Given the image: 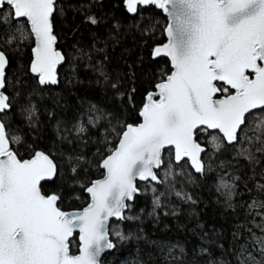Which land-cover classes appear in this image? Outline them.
I'll use <instances>...</instances> for the list:
<instances>
[{
	"label": "snow or ice",
	"instance_id": "obj_1",
	"mask_svg": "<svg viewBox=\"0 0 264 264\" xmlns=\"http://www.w3.org/2000/svg\"><path fill=\"white\" fill-rule=\"evenodd\" d=\"M99 2L89 0L75 10L84 13ZM121 3L137 21L132 27L149 39L160 22L145 10L155 9L165 18V39L149 51L152 60L165 63L154 70L151 90L141 96L138 122L123 119V109L109 111L94 103L71 121H57L61 141L95 143L94 166L101 178L89 180L87 168L93 162L84 154L36 150L28 143L40 124L31 99L35 91L23 93L16 87L20 82L13 83L6 72L10 53L30 44L28 71L37 84L59 83L57 69L66 55L57 47L54 20L65 14V5L61 0H0V264H102L106 252L139 238L122 227L140 219L133 212L137 197L151 196L149 215L169 197L194 204L183 185L191 182L192 172H212L213 159L230 149L232 160L250 166L252 186L245 189L253 194L244 205L247 236L232 254L236 264H264V0ZM84 20L93 26L102 22L90 11ZM112 27L115 44L121 25ZM108 46L93 45L99 54L98 83L102 80L117 100L135 108V74L127 86L110 77L104 65ZM79 55L91 60L83 49ZM22 147L28 158L22 157ZM220 167L216 191L233 208L242 177L228 171L231 160L227 165L220 161ZM77 186L87 193L86 206L65 210ZM200 251L207 264H217L207 248Z\"/></svg>",
	"mask_w": 264,
	"mask_h": 264
},
{
	"label": "trees",
	"instance_id": "obj_2",
	"mask_svg": "<svg viewBox=\"0 0 264 264\" xmlns=\"http://www.w3.org/2000/svg\"><path fill=\"white\" fill-rule=\"evenodd\" d=\"M88 2L89 0H61L65 5V14L56 16L54 28L58 36L57 47L65 53L66 60L58 69V84L46 86L37 84L28 71L31 60L30 44L25 45L20 53H10L7 74L13 83L20 82L16 87L23 93L31 94L35 91L31 99L37 107L40 124L38 131L30 133L27 137L32 148L53 150L58 154L61 152L84 154L93 162V166L87 168V179L92 180L100 177L94 166L97 159L95 143L89 141L84 144L79 140H73L69 144L61 141L57 134V121H71L82 108L94 103L109 111L119 112L123 109V119L129 123L138 122L136 111L140 107L141 96L145 90H151L155 79L154 70L158 72L160 64L165 63V61L158 63L149 56L152 44L165 39L161 35V26L165 23V18L155 9L145 10L146 16L154 17L160 22L156 26L154 38L149 39L132 27L137 21L126 14L121 0H100L84 13L75 10ZM89 11L102 18V22L95 26L85 23L84 17ZM116 22H119L121 27L118 42L113 44L110 33H115L112 25ZM104 42L109 45L106 49L108 59L104 61V65L110 77L121 78L127 86L130 74H135L132 81L137 87L135 108L127 107L125 101L117 100L102 80L98 83L100 78L95 65L99 54L92 49L94 44L96 48H100ZM81 49L90 53L91 60L80 57ZM9 91L13 89L10 88ZM50 112L53 113L51 117L48 115ZM20 153L23 158L29 157V152L23 147L20 148ZM233 154L231 149L218 154L212 162L213 171L207 175L191 173V182L184 184L183 187L196 201L194 204L169 197L167 200L162 199L163 206L157 209L155 214L149 215L152 212L151 196L137 197L133 212L138 214L140 219L126 222L122 227L124 231L139 238L132 239L119 251L107 252L102 259L103 264H130L137 259L143 264H207L200 251L203 248L209 250L211 258L217 261V264H236V257L232 253L240 248L244 237L247 236L245 229L250 225L247 224L249 217L244 205L253 194L245 189L246 185L252 186L249 179L252 176L250 166L242 159L232 160ZM230 160L232 167L228 168V171L242 177L238 189L239 203L233 201V208H229L224 198L217 193L215 180V176L222 171L220 161L227 165ZM177 187L181 185L177 184ZM76 195L81 198L76 200ZM87 200V193L77 186L76 191L65 201V210L81 209ZM141 208L144 209L143 212L139 211ZM169 248L172 249L171 256ZM181 249L184 250L183 253ZM172 257H179V260Z\"/></svg>",
	"mask_w": 264,
	"mask_h": 264
},
{
	"label": "water",
	"instance_id": "obj_3",
	"mask_svg": "<svg viewBox=\"0 0 264 264\" xmlns=\"http://www.w3.org/2000/svg\"><path fill=\"white\" fill-rule=\"evenodd\" d=\"M59 67H60V66H59ZM59 67H58V69H59ZM58 69H57V72H58ZM6 72H7V69H6ZM99 178H101V177H99ZM99 178H96V179H99ZM85 206H86V205H85ZM71 210H73V209H71ZM75 210H79V209H75ZM106 253H107V252H106ZM106 253H105V254H106ZM105 254H104V255H105ZM104 255L102 256L101 260L103 259ZM102 264H103V261H102Z\"/></svg>",
	"mask_w": 264,
	"mask_h": 264
}]
</instances>
